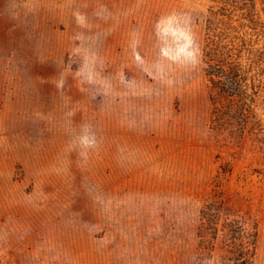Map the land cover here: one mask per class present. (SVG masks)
<instances>
[{
	"label": "rangeland",
	"instance_id": "rangeland-1",
	"mask_svg": "<svg viewBox=\"0 0 264 264\" xmlns=\"http://www.w3.org/2000/svg\"><path fill=\"white\" fill-rule=\"evenodd\" d=\"M263 1L0 0V264H264Z\"/></svg>",
	"mask_w": 264,
	"mask_h": 264
},
{
	"label": "clouds",
	"instance_id": "clouds-1",
	"mask_svg": "<svg viewBox=\"0 0 264 264\" xmlns=\"http://www.w3.org/2000/svg\"><path fill=\"white\" fill-rule=\"evenodd\" d=\"M184 20V26L178 22L180 18ZM190 16L172 12L162 16L155 24L157 35L164 42L160 47V55L170 61H177L183 57L186 61L195 62V56L198 49L195 47L194 32L187 27ZM64 79L61 78L57 84V88L64 85Z\"/></svg>",
	"mask_w": 264,
	"mask_h": 264
},
{
	"label": "trees",
	"instance_id": "trees-1",
	"mask_svg": "<svg viewBox=\"0 0 264 264\" xmlns=\"http://www.w3.org/2000/svg\"><path fill=\"white\" fill-rule=\"evenodd\" d=\"M238 1L246 8L254 5V0ZM251 21L254 20L251 19ZM225 56L222 65H210L209 80L212 83L210 96L220 101L226 100L230 106L233 105L243 110L249 97L244 88L245 85H243L245 80L243 77L244 68L235 59H230L232 57L230 52L226 53ZM244 117L246 116L244 115Z\"/></svg>",
	"mask_w": 264,
	"mask_h": 264
}]
</instances>
